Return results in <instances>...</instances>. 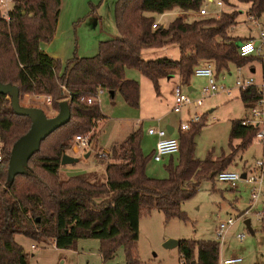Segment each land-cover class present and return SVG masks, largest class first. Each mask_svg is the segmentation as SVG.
Here are the masks:
<instances>
[{
    "label": "trees",
    "instance_id": "1",
    "mask_svg": "<svg viewBox=\"0 0 264 264\" xmlns=\"http://www.w3.org/2000/svg\"><path fill=\"white\" fill-rule=\"evenodd\" d=\"M236 1L247 2L248 16L258 17L264 12V0ZM59 2L13 0L8 21L0 15V82L16 85L18 99L22 94L40 93L49 95L48 105L54 111L60 100H65L69 108L68 120L39 141L22 172L9 176L6 167L10 146L25 132L30 120L27 115L14 113L8 95L0 93V264H27L26 251L14 240L15 234L47 238L56 247L72 246L78 237H93L99 240L103 260L112 257L120 245L124 264H140L135 245L139 217L156 208L164 220H185L182 201L194 194L200 180H212L225 169L235 153L250 143L258 127L241 123L242 117L232 118L229 150L197 158L193 155V137L203 124L201 114L187 129H179L176 156L166 155L164 177L146 174L153 148L142 151V131L136 127L110 143L104 152L108 157L104 180L91 181L86 172L60 177V155L69 147L72 135L85 134L89 142L94 136L91 129L102 117L96 99L86 102L81 97L105 88L109 95L117 91L127 105L136 107L138 82L124 75L125 68L137 69L158 93L161 77L177 73L179 82L187 83L201 60L210 61L213 71L227 69L230 64L242 66L252 55L239 54L237 44L248 37L228 32L235 23L234 8L191 20L174 16L161 25L152 13L174 6L196 10L202 0H115L117 33L99 40L97 51L91 55L72 53L61 60L40 48V43L52 37ZM222 2L234 5L230 0ZM165 44L176 45L177 58L140 56L141 48ZM238 97L244 107H249L261 92L255 85H248L238 89ZM234 138L238 141L232 143ZM176 247L177 264H217L219 244L215 239L181 238Z\"/></svg>",
    "mask_w": 264,
    "mask_h": 264
},
{
    "label": "rangeland",
    "instance_id": "2",
    "mask_svg": "<svg viewBox=\"0 0 264 264\" xmlns=\"http://www.w3.org/2000/svg\"><path fill=\"white\" fill-rule=\"evenodd\" d=\"M114 1L60 0L59 8L62 9V13L65 11V15L61 17L60 22L63 25L67 23L68 30L65 27L61 28L62 32L56 38V43L67 44L70 55L75 53L78 56H86L95 53L99 40L117 33L113 19ZM230 2L234 5L231 6L223 2L216 4L215 0H202L200 8L204 7L206 9L205 14L197 13L198 9L191 10L190 14H185L177 6L162 13L152 14L156 23L165 25L174 16L190 20L193 17L215 16L220 10L234 8L236 10L235 23L228 30L230 35L241 36L249 32L256 33V30L264 28V12L255 18L256 24L253 22V18L246 14L247 2L236 0H230ZM170 46L177 49L175 44H169L167 47ZM158 54L159 56L170 57L169 53L165 51H160ZM251 55L250 60L243 64L242 68L243 71L247 72L248 64L252 63L254 67L252 78L254 82L258 83L260 72L264 69H261V60L256 57V54ZM173 56L177 58L178 55L174 54ZM235 68L236 66L230 64L227 69L214 71L215 74L213 75L215 82L230 86L229 94L224 91L203 93L201 88L207 83V77L204 80L202 77L191 75L195 86V90L191 94L201 99V103L198 105L191 102L192 97L185 83L177 82L181 92L186 94L189 99L191 98L188 102H184L179 106L178 110L182 114L181 118L188 117L192 112L202 114L203 117V124L193 137V155L197 158H203L208 152L213 156L226 153L229 150L228 130L230 120L244 117L243 115L247 113L238 97V89L232 86ZM142 79L143 81L139 82L140 106L138 108L123 104L122 106L127 108V111H125L122 106L118 105V103H125L120 100V102H116L115 106L111 107L104 105L103 101L100 103L101 106H105L102 110L108 114L130 117L135 109L139 113L146 114V121L143 120L141 125L143 132L147 123L152 124L154 122L151 120L152 118L161 117L165 111H171L173 114L178 112L171 108L173 105L174 81L171 84L165 83V85L159 86L158 93H155L148 79L143 76ZM260 89H262L264 99V86ZM18 103L20 105L38 106L47 116L55 113L52 106L46 104L42 97L34 98L31 94L20 95ZM209 107H212V110L208 111ZM96 126L100 131L97 145H94V138H92L90 145L84 148H91L88 157H84L82 147H77L78 151L76 152L71 151L73 144H76L74 135L77 133L72 135L69 140V147L64 152H68L77 158L70 162L59 163L60 177L86 172L88 179L91 181L104 180V164L108 157L100 154V152L106 153L109 145L106 146L105 144H109L113 139L119 141L120 139H116V137L123 136L129 130V125L122 119L103 120L101 118L97 121ZM260 128H263V137L253 136L245 148L239 149L235 153L225 169L237 172H240L241 169L247 171L256 158L264 159V123ZM147 135L146 147L142 145L146 152L149 151L151 143V140L147 139ZM237 141V138L232 139V143ZM101 147L105 149L102 150ZM175 155L176 152L172 154L173 158H175ZM166 157V155H163L159 161L149 158L145 166L146 174L153 177H164L166 171L163 163L166 161ZM247 198V184L243 180L238 179L235 181L234 186H230L228 182L219 181L214 176L212 180H200L194 194L182 201L180 206L186 213L187 218L185 220L176 217L164 220L161 211L156 208H153L147 214L141 215L138 219V233L135 244L140 264H177V247L163 246L162 242L165 239H215L214 226L218 221L229 215L234 216L235 219L228 230L220 237V257L239 255L243 258L241 262L232 264H264V218L263 215L261 216L262 211H258H264V205L261 201H258L250 206V201L247 202ZM245 218L249 219L252 233L249 232L243 222ZM238 232L244 233L241 240L236 237ZM14 240L19 242L26 251L27 264H124L123 250L120 245L117 246L112 257L102 260L97 252L99 240L93 237H78L73 245L69 247H55L49 243L51 240L47 238L31 239L22 234H15ZM30 243L36 246L30 247Z\"/></svg>",
    "mask_w": 264,
    "mask_h": 264
},
{
    "label": "built area",
    "instance_id": "3",
    "mask_svg": "<svg viewBox=\"0 0 264 264\" xmlns=\"http://www.w3.org/2000/svg\"><path fill=\"white\" fill-rule=\"evenodd\" d=\"M13 0H0V15L4 18L5 21H8V9L11 7ZM216 4H220L221 0H215ZM199 13H205V9L203 7L198 9ZM151 26L154 27L155 23H151ZM238 52L241 55L244 54H256L261 58L264 59V28H261L257 31V36L254 38H247L241 40L237 44ZM237 76L234 79V85L237 89H243L248 85H255L257 90L261 92V97L256 100V102L247 107L248 114L241 118V123L243 124H254L258 128L255 132L257 138H262L263 136V128L260 126L264 123V101L262 97V88L264 86V73L262 79L256 83L254 82L252 76L250 75H241L239 68H236ZM192 73L195 75H204L207 77V83L202 86L201 91L203 93L206 92H215L224 90L228 92V89L221 84L214 81L212 75V66L210 63H206L205 65H195L192 69ZM260 87V88H259ZM97 92L94 95L81 97L85 99L86 102H90L93 100H97ZM34 98H43L44 102L49 104V95H43L40 93H32L31 94ZM190 99L189 97L181 92L179 84H175L173 87V110H178L179 106L184 103L188 102ZM200 98H195L194 102L196 104L200 103ZM199 118V114L194 113L191 118L187 121H182L179 123L180 129H186L189 126L190 122H194ZM146 132L148 134L155 135V140L153 143V151L151 158L154 161H159L162 159V156L175 153L178 148V140L177 137L168 133L166 129L162 126L158 125H149L146 127ZM75 143L79 147L87 146L88 141L85 135L82 134H75L74 135ZM2 143L0 141V163H2ZM103 154V152H100ZM215 178L219 181L228 182L230 186H233L235 181L240 179L241 176L239 172L232 171L228 169L220 170L216 173ZM244 181L247 183L248 189V199L250 201V206H253L256 202L261 201L264 205V159L263 158H256L251 168L244 172ZM262 211L261 216L263 215L264 218V211ZM234 216H227L225 219L220 220L217 222L215 226V236L218 238L222 237V235L226 232L230 225L234 222ZM244 236L243 232L236 233V237L241 239ZM241 259L240 256H228L219 258L217 264H230L238 262Z\"/></svg>",
    "mask_w": 264,
    "mask_h": 264
},
{
    "label": "crops",
    "instance_id": "4",
    "mask_svg": "<svg viewBox=\"0 0 264 264\" xmlns=\"http://www.w3.org/2000/svg\"><path fill=\"white\" fill-rule=\"evenodd\" d=\"M62 8H63V5H62ZM204 8V7H203ZM205 9V8H204ZM184 11V13L185 14H190L189 12H191V10H183ZM197 13H199L198 11H197ZM205 13H206V9H205ZM204 13V14H205ZM199 14H201V13H199ZM218 14V13H217ZM217 14H215V15H217ZM65 15V11H63V13H62V9L61 8H59L58 9V14H57V19H56V23H55V26H54V31H53V34H52V37L50 38V40L49 41H46V42H42V43H40V48L44 51V52H46L48 55H50V56H52V57H57V58H60L61 60H64L65 58H67V57H69L70 56V51H69V47H68V45L67 44H62L61 45V43L62 42H60L59 44H57L56 43V38L58 37V35L62 32V27H65L67 30H68V28H67V23L65 24V25H63L61 22H60V19H61V17L62 16H64ZM250 18H253V22L254 23H256L257 24V21H256V17H252V16H250ZM191 19H196L195 17H193V18H191ZM190 19V20H191ZM70 21V20H69ZM259 30V29H258ZM258 30H256V33H251V32H249V33H247V34H245V35H241V36H244V37H248V38H254V37H256L257 36V31ZM241 41V40H240ZM169 44H165V45H163V46H159V47H144V48H141L140 49V56H142V58L144 57V58H154V57H157V56H159V52L160 51H165L166 53H169V55H170V57L171 58H174V57H176V56H173L174 54H176V55H178V51H177V49H175V47L174 46H170V47H167ZM69 55V56H68ZM82 55H85V54H82ZM90 55V54H89ZM261 62V69H264V66L262 65L263 64V62H262V60L260 61ZM206 63H210L209 61H206V60H201V61H199L198 62V64L197 65H205ZM211 64V63H210ZM211 66H212V64H211ZM243 66H236V68H239V70H240V74L241 75H244V76H246V75H250V76H252L253 77V71H254V67H253V65H252V63H249L248 64V70H247V72L246 71H243V68H242ZM236 68H235V76H234V79H235V77L237 76V71H236ZM226 73V72H225ZM263 73H264V71L263 70H261V72H260V78H259V81L262 79V76H263ZM215 73H214V71H213V68H212V75H214ZM124 75L126 76V77H129V78H134V79H136L137 80V82H138V106H136L137 108L140 106L139 104H140V95H139V82L140 81H143V79H142V76L143 77H145L144 75H142L137 69H135V68H125L124 69ZM191 75H194V76H196V77H202V78H204V80L206 79V77L204 76V75H195V74H191ZM191 75H190V78H189V81L187 82V83H185V85H186V88H187V90L189 91V93H190V96L192 97V99H191V102L194 104V105H198V104H200L201 103V101H200V103H198V104H196L195 102H194V99L195 98H198V97H196L195 95H193V94H191V93H193L194 92V90H195V86L193 85L194 84V81H192V78H191ZM223 77V76H222ZM146 78V77H145ZM145 80V79H144ZM149 81V80H148ZM175 82V84H178L177 82H179V78H178V75H177V73H173V74H171V75H168V76H166V77H161L159 80H158V91H159V86H162V85H165V83H172V82ZM255 81H257V80H255ZM217 83H221V82H217ZM149 84H150V81H149ZM221 84H223V83H221ZM205 85V84H204ZM224 85V84H223ZM150 86H151V84H150ZM225 86V85H224ZM233 87H235V85H234V82H233V85H232ZM226 87V89H228V92L227 91H224V90H220V91H224V92H226V94H229L230 93V86L228 87V86H225ZM152 88V87H151ZM236 88V87H235ZM263 88V87H262ZM98 90V92H97V101H98V104H99V108H100V111H101V115H102V117L101 118H103V120H112V119H117V120H119V119H122V120H125V123H127L128 125H129V130L127 131V132H129L130 130H132V129H134V128H136V127H140L141 128V125H142V121L143 120H145L146 118V114H143L142 112L141 113H139V111L137 110V109H135V111H133V114L130 116V117H125V116H117V115H114V114H108V113H106V112H104L103 110H104V108L103 107H105V106H101V103L100 102H104V105H108V107H111V106H115V104H116V102L118 101V102H120V101H123V99H122V97H121V95L117 92V91H115V92H113L112 93V95H109L110 93L108 92V90H106L105 88H98L97 89ZM215 92H217V91H215ZM210 93H214V92H210ZM262 96H263V93H262ZM120 100V101H119ZM201 100V99H200ZM263 101H264V99H263ZM124 102V101H123ZM46 103V102H45ZM47 104V103H46ZM123 104H126V103H118V105H120V106H122ZM126 106H129V105H127L126 104ZM124 109H125V111H127V108L126 107H124V106H122ZM172 108V107H171ZM103 109V110H102ZM245 109L247 110V107H245ZM208 111H210V110H212V107H209L208 109H207ZM175 111H177L178 113H176V114H173L171 111H165V112H163L162 113V116L160 117V116H157L156 118H152L151 120L152 121H154L152 124H150V123H147L146 125H145V128H144V131L142 132V134H141V139H140V146H141V149H142V151L145 153L146 152V149H144L143 148V146H145L146 147V135L148 134L147 132H146V127L147 126H149V125H158V126H162V127H164L165 128V126H170L171 128H172V130L170 131V132H168V133H170V134H172V135H174V136H176L177 137V134H178V131H179V123L180 122H182V121H187V120H189L190 118H191V116L194 114V113H196V112H192V113H190V115H188V117H185L184 119H182L181 118V113H180V111L179 110H175ZM247 114H248V110H247V113L245 114V115H243V116H247ZM199 116H200V114H199ZM101 118H99L98 120H100ZM97 120V121H98ZM97 121H96V124H97ZM146 121V120H145ZM148 121H150V120H148ZM122 122V121H121ZM96 124L94 125V127H93V134H94V136L92 137V138H94V145H97V138L99 137V133H100V131L97 129V126H96ZM190 124V123H189ZM166 129V128H165ZM187 129V128H186ZM174 130H176V132H174ZM142 131V130H141ZM126 132V133H127ZM126 133L123 135V136H118V137H116V139H122L125 135H126ZM95 137H96V140H95ZM147 139H150L151 140V143H150V147H149V150H151L152 148H153V143H154V140H155V135H153V134H151V135H147ZM263 137V136H262ZM92 138H91V140H92ZM91 140L88 142V144H87V146H84V147H82V151H83V155H84V157H88L89 155H90V153H91V148H89V149H84V148H86V147H88L89 145H90V143H91ZM115 139H113L112 140V142H116V141H114ZM112 142H109V144L110 143H112ZM109 144H105L106 146H108ZM143 145V146H142ZM106 146H104V147H106ZM77 147H79V146H77L76 144H73V146L71 147L72 148V150L71 151H73V152H76V151H78V148ZM104 147H101L102 148V150L103 149H105ZM100 148V149H101ZM84 149V150H83ZM68 153V152H67ZM68 154H70V153H68ZM71 155V154H70ZM72 156H74V155H72ZM176 156V155H175ZM76 157V156H75ZM251 168V167H250ZM243 170L241 169V171L240 172H242ZM239 172V173H240ZM245 171H243V173H244ZM241 180H243L244 181V175L243 176H241V178H240ZM245 183H246V181H244ZM247 184V183H246ZM234 186V185H233ZM249 201V199L247 198V202ZM259 218V217H258ZM246 219V218H245ZM248 219V218H247ZM244 220V219H243ZM244 222V221H243ZM248 223H249V219H248ZM245 224V223H244ZM250 227V226H249ZM228 230V229H227ZM226 230V231H227ZM251 231H249L250 233H252V229H250ZM214 235H215V226H214ZM244 237V236H243ZM242 237V238H243ZM241 238V239H242ZM239 239V238H238ZM240 239V240H241ZM215 240H217V238H216V236H215ZM218 244H220V238H218ZM19 243V242H18ZM50 244H53L52 242H49ZM54 245V244H53ZM29 246L30 247H35L36 245H33L32 243H30L29 244ZM55 246V245H54ZM56 247V246H55ZM97 252H98V254H99V256H100V258H101V255H100V253H99V251H98V249H97ZM234 256H237V255H234ZM239 256V255H238ZM225 257H228V256H225ZM219 258H223V257H220V255H219V252H218V259ZM102 259V258H101ZM242 259L243 258H241L238 262H241L242 261ZM103 260V259H102ZM236 263V262H235ZM230 264H232V263H230Z\"/></svg>",
    "mask_w": 264,
    "mask_h": 264
},
{
    "label": "water",
    "instance_id": "5",
    "mask_svg": "<svg viewBox=\"0 0 264 264\" xmlns=\"http://www.w3.org/2000/svg\"><path fill=\"white\" fill-rule=\"evenodd\" d=\"M0 93H5L9 97V103L16 114L27 115L29 117V126L20 136H18L9 149L7 160V173L13 176L23 171V165L26 163L31 153L37 149L39 141L45 137L50 131L65 123L69 118V108L65 100L57 103V110L52 115H45L43 110L34 105H20L18 103V88L10 83L0 82ZM166 131L170 132L172 128L165 126ZM77 157L66 152L60 155L59 163L70 162L76 160ZM240 176L244 173L240 172ZM244 223L249 231L248 219H244ZM178 239L167 238L162 242L165 247L176 246ZM193 260H191V263Z\"/></svg>",
    "mask_w": 264,
    "mask_h": 264
}]
</instances>
